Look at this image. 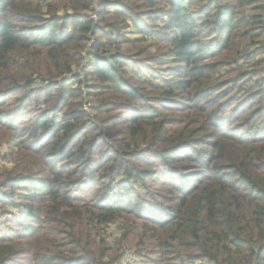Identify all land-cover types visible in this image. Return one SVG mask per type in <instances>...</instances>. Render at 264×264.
<instances>
[{
    "label": "trees",
    "instance_id": "1",
    "mask_svg": "<svg viewBox=\"0 0 264 264\" xmlns=\"http://www.w3.org/2000/svg\"><path fill=\"white\" fill-rule=\"evenodd\" d=\"M133 29L164 47L155 67L100 55ZM245 44L264 56V0H0V139L21 154L0 264H264V68H233ZM116 220L143 260L100 234Z\"/></svg>",
    "mask_w": 264,
    "mask_h": 264
},
{
    "label": "rangeland",
    "instance_id": "2",
    "mask_svg": "<svg viewBox=\"0 0 264 264\" xmlns=\"http://www.w3.org/2000/svg\"><path fill=\"white\" fill-rule=\"evenodd\" d=\"M251 12V9H248L246 13ZM134 33H127V35L123 36L121 39V43L116 46L115 48H107L105 50H100V55L102 56H109L110 54L120 51L121 53H125L126 55L132 56L133 58H144V64H152L154 67L156 66L154 63V56L160 55L164 51V47L162 45L156 46L150 44V41L147 39H143L139 37L137 31L132 30ZM141 38V39H139ZM243 51L244 52L240 57L237 58V62L234 64L233 68L237 70V73L244 72L249 69H254L259 71L261 68H264V56L263 55H251L249 56L247 53L255 48L252 44H245L243 45ZM129 66H133V62H127ZM179 63H176L175 60L169 61L167 65H157V67L160 68H167V67H173V66H180ZM132 71V70H130ZM77 72V69L74 71ZM81 78L83 80H86V83H88L87 77L84 75V73L81 74ZM84 85V83H83ZM81 85L80 88L84 90V86ZM241 90L240 96H244L246 94H249V89L243 87ZM240 97V99H241ZM262 100H259L256 103V107L261 106ZM244 119L238 118V122H243ZM264 123V118L261 121L257 120L256 126H261ZM236 124V123H235ZM20 151L18 152L16 148L11 149L8 144L0 139V181L5 177L3 176L5 172L6 174H12V173H18L19 171H15L18 169L16 161H19L21 159ZM79 192H84V189H82ZM3 206H0V232L1 233H8L10 231V226L12 225V222L9 221V213L2 211ZM9 210V209H8ZM121 222L115 221L110 224L103 225L102 230L100 229V234L107 239V241L110 243L111 248H114L118 251V253H122L123 256H126L127 258H134L139 262V260H143L138 256V254L135 251H131L129 248L130 243L126 240H120L121 237L118 235L120 233V227ZM118 233L116 235H113L112 232ZM110 233V234H109ZM123 246V248H122ZM143 264H149L146 262V260L142 261ZM123 264V262H121ZM191 264H210L207 260H196L193 261Z\"/></svg>",
    "mask_w": 264,
    "mask_h": 264
},
{
    "label": "built area",
    "instance_id": "3",
    "mask_svg": "<svg viewBox=\"0 0 264 264\" xmlns=\"http://www.w3.org/2000/svg\"><path fill=\"white\" fill-rule=\"evenodd\" d=\"M92 15V17H94L95 18V16H96V14H91Z\"/></svg>",
    "mask_w": 264,
    "mask_h": 264
}]
</instances>
